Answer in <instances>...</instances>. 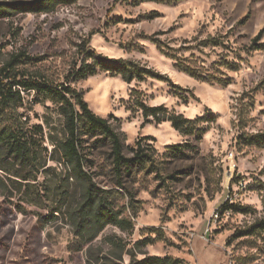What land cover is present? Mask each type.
Wrapping results in <instances>:
<instances>
[{
	"label": "rangeland",
	"instance_id": "rangeland-1",
	"mask_svg": "<svg viewBox=\"0 0 264 264\" xmlns=\"http://www.w3.org/2000/svg\"><path fill=\"white\" fill-rule=\"evenodd\" d=\"M46 6L43 0H0V68L18 56L13 78L70 83L95 114L110 120L128 156L151 137L146 142L154 159L119 185L109 149L86 137L85 170L123 224L95 236L80 232L73 219L86 183L71 178L60 155H52L53 142L64 139V120L55 104L22 92L17 109L0 108V130H13L38 150V162L24 174L36 180L35 191H44L40 205L20 203L19 166L0 145V166L7 170H0V264H136L152 257L264 264V233L235 236L264 218V144L247 143L264 136V0ZM89 51L129 62L142 80L129 84L122 75L100 72L73 81L75 70L93 64ZM140 103L196 121V133L178 132L170 121L144 123ZM55 203L61 211L53 216ZM225 203L233 209L215 222Z\"/></svg>",
	"mask_w": 264,
	"mask_h": 264
},
{
	"label": "trees",
	"instance_id": "trees-1",
	"mask_svg": "<svg viewBox=\"0 0 264 264\" xmlns=\"http://www.w3.org/2000/svg\"><path fill=\"white\" fill-rule=\"evenodd\" d=\"M47 5L46 9L54 11L59 6L69 5L72 0H43ZM45 10V11H47ZM263 34L261 31L260 36ZM259 36V37H260ZM258 37V38H259ZM87 56L93 59V64L83 65L75 70L71 77L73 81L87 79L98 75L100 72L109 73L112 76L122 75L124 81L132 83L135 80H142V71L124 60H109L103 55L88 52ZM174 57V56H172ZM18 56L6 66L0 68V108L2 111L15 110L23 102L22 92H35L42 96L45 100H49L58 108L60 116L64 120V139L53 142L54 150L52 155L58 154L66 166L72 170L73 177L85 181L86 191L84 194V202L79 209V214L74 216L73 222L78 226L79 231H83L91 236L99 234L108 225H121L123 222L115 211L108 204L107 199L103 196L105 192L101 191L92 181V177L85 170L86 150L85 139H95L96 143L102 147L109 149V156L113 166V173L119 185H122V179L125 175L139 169H144L146 165H150L153 161L152 152L155 151L153 144L146 141H154L151 137H144L140 139L135 147L131 148L132 156L126 154V147L122 136L115 130L109 119L102 118L95 114L84 100L82 92L76 90L70 83L57 86L46 80L39 78H29L23 75L20 80L13 78L15 72V62ZM182 68V67H181ZM182 70V69H181ZM190 75L204 80L201 76L195 74L192 67L184 69ZM147 77L169 82V78L164 76H155L148 74ZM203 77V76H202ZM14 82H11V79ZM9 80L8 84L5 81ZM206 81V80H204ZM208 82V81H206ZM227 82H219V84H226ZM175 88L179 89L177 86ZM139 107L142 109L144 116V123L161 124L170 121L173 128L186 135H194L196 133V121L188 120L182 115H177L170 112L163 106L149 107L140 103ZM151 121V122H149ZM248 145H263L264 136H256L247 140ZM0 145L5 147L8 154L18 164L20 171L14 173V177L23 180L22 187H16V192L20 203H27L29 205H40L42 202V191L37 192L33 189L34 184L32 177L24 174L27 170L32 172V167L38 162V150L30 146L26 141H22L17 134L11 129L0 130ZM181 146H171L170 150L178 151ZM181 152V151H179ZM0 170L7 171L0 166ZM39 199H37L35 197ZM11 197V198H10ZM13 194L7 200H13ZM53 209L54 213H59L60 207L58 204ZM59 207V208H58ZM233 209L225 203L220 210L225 212ZM264 233V218L253 224L250 228L237 233L236 237L255 236ZM169 258H147L136 264H177Z\"/></svg>",
	"mask_w": 264,
	"mask_h": 264
},
{
	"label": "built area",
	"instance_id": "built-area-1",
	"mask_svg": "<svg viewBox=\"0 0 264 264\" xmlns=\"http://www.w3.org/2000/svg\"><path fill=\"white\" fill-rule=\"evenodd\" d=\"M240 185H242V182H239ZM226 213L228 211H225ZM223 214V212L219 209L216 213H215V222H217L220 218H221V215Z\"/></svg>",
	"mask_w": 264,
	"mask_h": 264
}]
</instances>
